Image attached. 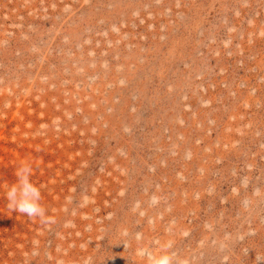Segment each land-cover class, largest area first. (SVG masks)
<instances>
[{
	"label": "rangeland",
	"instance_id": "rangeland-1",
	"mask_svg": "<svg viewBox=\"0 0 264 264\" xmlns=\"http://www.w3.org/2000/svg\"><path fill=\"white\" fill-rule=\"evenodd\" d=\"M149 257L264 264V0H0V264Z\"/></svg>",
	"mask_w": 264,
	"mask_h": 264
},
{
	"label": "clouds",
	"instance_id": "clouds-1",
	"mask_svg": "<svg viewBox=\"0 0 264 264\" xmlns=\"http://www.w3.org/2000/svg\"><path fill=\"white\" fill-rule=\"evenodd\" d=\"M17 181L9 188L7 200L9 208L29 218L44 219L45 209L41 204L40 189L30 180L31 166L21 164L17 170ZM150 264H171L170 257H149Z\"/></svg>",
	"mask_w": 264,
	"mask_h": 264
}]
</instances>
